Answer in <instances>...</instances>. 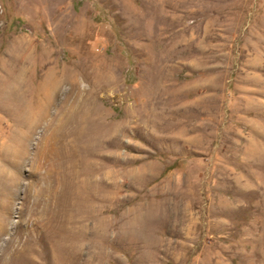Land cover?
Returning a JSON list of instances; mask_svg holds the SVG:
<instances>
[{"label": "rangeland", "instance_id": "1", "mask_svg": "<svg viewBox=\"0 0 264 264\" xmlns=\"http://www.w3.org/2000/svg\"><path fill=\"white\" fill-rule=\"evenodd\" d=\"M0 264H264V0H0Z\"/></svg>", "mask_w": 264, "mask_h": 264}]
</instances>
